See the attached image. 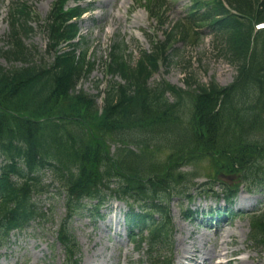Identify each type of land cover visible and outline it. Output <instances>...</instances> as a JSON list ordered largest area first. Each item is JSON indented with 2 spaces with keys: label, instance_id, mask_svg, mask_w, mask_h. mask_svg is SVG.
<instances>
[{
  "label": "trees",
  "instance_id": "obj_1",
  "mask_svg": "<svg viewBox=\"0 0 264 264\" xmlns=\"http://www.w3.org/2000/svg\"><path fill=\"white\" fill-rule=\"evenodd\" d=\"M68 1L56 0L43 26L47 53L55 57L50 64L45 58L32 62L37 50L24 41L37 19L32 7L17 0L9 10V45L0 47V55L23 65L9 70L0 66V152L6 162L0 168V246L12 232L25 230L42 217L34 198L47 191L42 181L47 171L67 193L68 217L57 239L69 264H78L81 250L69 220L83 210V200L97 201V207L108 191L141 207L128 212L133 239L139 236L135 228L149 223L150 250L171 244L167 208L175 192H184L192 181L179 169L196 152L216 155L223 176L241 175V184L264 187V167L254 164L264 157V30L254 33V24L264 21V0H193L186 17L165 29V40H156L152 51H144L133 65L127 61L124 43L114 45L105 62L111 81L102 111L95 97L77 90L95 63L79 34L78 20L87 8L66 9ZM167 6L168 0L146 3L160 27L168 20ZM204 28L238 68L234 82L223 87L215 80L201 85L187 78L189 90L165 81L151 83L174 45L178 41L197 45ZM65 43L70 49H62ZM186 96L194 103L189 134L175 126ZM109 140L124 146L114 156ZM160 154L165 160H158ZM239 185H226L229 201ZM155 214L163 223L152 224ZM252 219L251 239L264 248V216ZM145 241L142 236L139 247ZM163 259L160 256L157 264L172 263L169 257Z\"/></svg>",
  "mask_w": 264,
  "mask_h": 264
},
{
  "label": "rangeland",
  "instance_id": "obj_2",
  "mask_svg": "<svg viewBox=\"0 0 264 264\" xmlns=\"http://www.w3.org/2000/svg\"><path fill=\"white\" fill-rule=\"evenodd\" d=\"M11 1L13 0H0V47L5 49H8L9 45L7 11ZM24 1L28 2L33 11L43 18L50 13L54 2V0ZM144 1L86 0L82 3L85 8L88 7L91 10L80 22L82 33L86 36L90 59L95 62V69L87 78L80 81L77 90H83L86 94L94 96L99 106L104 104V91L111 80L106 74L104 64L112 46L123 40L128 47L126 52L128 61L133 65L141 52L151 50V40L154 39L151 38L152 36L157 35L158 38L165 39L163 31L155 25L157 22L151 21L146 9L142 7L141 4ZM190 4L191 0L173 2L166 14L168 23L181 19ZM73 5L72 2L71 6ZM34 26L35 32L25 38L26 45L30 49L37 50L35 55L30 57L31 61L39 64L41 59L45 58L44 61L50 64L54 58L43 55L47 48V36L38 24ZM206 34L207 31L196 46L176 44L171 57L154 75L152 83L165 80L172 85L188 89L185 82L187 78L201 85L209 84L212 80H216L222 86L233 82L238 74L236 67L219 53L211 36ZM22 65V62H9L0 55V66L7 70L19 68ZM115 80L122 82L119 77ZM169 98L175 101L173 95H169ZM185 106L187 111L181 109L180 123H175V126L181 133L189 134L191 123L189 101L185 102ZM108 145L111 155L114 156L119 149L118 143L110 140ZM189 146V150H193ZM157 158L163 161L165 155L160 154ZM254 162L264 167L263 156ZM3 163V156L0 155V166ZM184 165L185 168L179 172H187L198 176L199 179L187 185V188L192 190L189 196L174 195L171 199L169 210L174 234L172 251L175 264L179 263L183 254V249H180L179 245L182 238H186V244L191 242L197 244L196 248L210 251L215 246L217 251L222 241L220 232L224 227L229 230L236 229V234L229 239L232 243L230 242L227 248L239 251H236L230 264H235V260L244 258L247 260L244 264H264L263 249L250 241V217L253 212L264 213V191L253 189L250 192L243 187L233 204L228 206L225 198L220 196L223 190L221 183L207 178L208 175L219 172L216 155L206 151L196 152L192 161ZM42 181L47 191L34 199L42 217L39 216L32 222L27 231L13 233L8 242L0 247V264H69L65 260V250L57 239L59 227L67 217V194L60 184L55 182L52 172L43 173ZM234 181H237L236 177ZM211 185L214 186L211 187ZM210 188H214L213 191H208ZM242 195L249 200L241 203ZM83 203L86 205L83 211L76 214L69 223L71 233L80 245L81 264H151L155 260V256L150 258L144 251L138 253L133 242L129 240L125 221L127 211L125 203L116 201L110 195L105 200L99 217L97 213H94L95 210L90 208L88 201ZM225 206L229 209L228 216L224 217L226 221L218 223L215 217L223 212L220 210ZM212 217L213 221L210 224L208 220ZM215 255L214 262L227 264V259L223 255L219 256L216 252Z\"/></svg>",
  "mask_w": 264,
  "mask_h": 264
},
{
  "label": "bare ground",
  "instance_id": "obj_3",
  "mask_svg": "<svg viewBox=\"0 0 264 264\" xmlns=\"http://www.w3.org/2000/svg\"><path fill=\"white\" fill-rule=\"evenodd\" d=\"M241 203H245L244 201L249 200L248 197H245V195L241 196ZM250 204V203H248ZM221 229V228H220ZM219 231V230H217ZM216 231V233H217ZM221 233V242L218 245L220 249L215 250L216 247L214 246L212 250H205L196 248L197 244L194 242L191 243H185L186 238H182L180 240V249H183L182 257L179 260L178 264H183L185 261H188L187 264H222V262H214V258L216 257L215 252L217 255L221 256L223 255L227 260L226 263L230 264L232 262V257L236 255V251L238 249H230L227 248L232 242L229 239H232V236L236 234V229L229 230L228 228L224 227L222 228ZM220 235V234H219ZM231 242V243H230ZM224 245V248H223ZM215 250V251H214ZM239 251V250H238ZM247 260L244 259H238L235 260V264H244Z\"/></svg>",
  "mask_w": 264,
  "mask_h": 264
}]
</instances>
